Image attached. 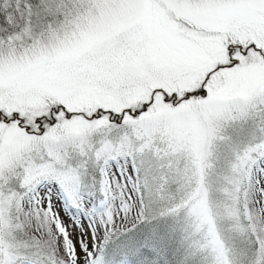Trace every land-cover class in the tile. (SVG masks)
Wrapping results in <instances>:
<instances>
[{
    "label": "snow or ice",
    "instance_id": "6c2138e0",
    "mask_svg": "<svg viewBox=\"0 0 264 264\" xmlns=\"http://www.w3.org/2000/svg\"><path fill=\"white\" fill-rule=\"evenodd\" d=\"M0 264H264V0H0Z\"/></svg>",
    "mask_w": 264,
    "mask_h": 264
}]
</instances>
